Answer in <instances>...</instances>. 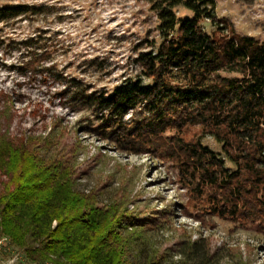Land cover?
Masks as SVG:
<instances>
[{
  "label": "trees",
  "instance_id": "16d2710c",
  "mask_svg": "<svg viewBox=\"0 0 264 264\" xmlns=\"http://www.w3.org/2000/svg\"><path fill=\"white\" fill-rule=\"evenodd\" d=\"M146 2L156 16L158 40L136 53L138 72L110 91L70 84L68 103L88 111L85 131L113 149L146 153L171 167L185 196L183 214L200 223L212 217L231 221L251 228L264 242V42L234 32L216 16L214 0ZM179 7L189 14H179ZM6 11L10 8H0V17ZM202 20L212 25L209 32ZM41 39L29 38L26 53L43 48L46 39ZM37 65L27 59L20 68L36 72ZM53 67L40 70L54 73ZM60 125L57 120L43 136L22 140L0 135V173L6 177L0 236L22 247L26 259L164 264L177 255L183 264L219 261L222 255L203 236L180 240L174 252L154 246L152 238L170 221V211L140 217L128 211L127 193L101 202L94 190L78 189L73 159L65 156H73L75 146L65 153L55 150ZM205 136L220 145V152L203 143Z\"/></svg>",
  "mask_w": 264,
  "mask_h": 264
},
{
  "label": "rangeland",
  "instance_id": "374dc122",
  "mask_svg": "<svg viewBox=\"0 0 264 264\" xmlns=\"http://www.w3.org/2000/svg\"><path fill=\"white\" fill-rule=\"evenodd\" d=\"M214 5L216 16L226 19L234 32L264 42V0H214ZM20 6L35 10H13ZM0 8H10L0 17V135L15 140L43 136L59 120L62 137L55 150L65 153L75 146L73 156H65L73 159L78 189L94 190L101 202L127 193L128 211L140 217L170 211V221L152 238L160 252H174L180 240L203 236L211 250L222 255L216 264H264L260 234L218 217L200 223L183 214L185 196L171 167L146 153L113 149L85 131L88 111L68 103L70 84L110 91L138 72L136 53L149 49V40H158L156 16L146 0H0ZM201 26L207 32L213 28L208 20ZM31 37L46 39L43 48L32 49L37 55L26 53L24 43ZM43 50L47 54L38 58ZM27 59L40 64L36 72L20 68ZM45 66H54V73L66 79L41 71ZM202 141L220 152L212 137ZM5 180L0 173V191ZM0 264L38 263L26 259L10 238L0 236ZM164 264L183 262L172 255Z\"/></svg>",
  "mask_w": 264,
  "mask_h": 264
}]
</instances>
